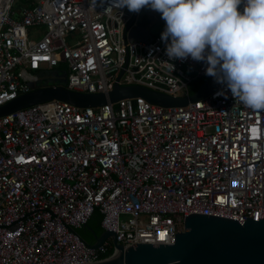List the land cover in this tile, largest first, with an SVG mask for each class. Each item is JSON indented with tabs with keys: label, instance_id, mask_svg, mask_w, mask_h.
<instances>
[{
	"label": "built area",
	"instance_id": "obj_1",
	"mask_svg": "<svg viewBox=\"0 0 264 264\" xmlns=\"http://www.w3.org/2000/svg\"><path fill=\"white\" fill-rule=\"evenodd\" d=\"M142 7L176 18L128 41ZM263 46L264 0H0V105L53 68L77 92L116 83L188 96L194 80ZM94 212L123 247L173 243L180 215L264 219V57L184 105L49 99L0 115V264L104 256L109 236L89 247L69 230Z\"/></svg>",
	"mask_w": 264,
	"mask_h": 264
},
{
	"label": "water",
	"instance_id": "obj_2",
	"mask_svg": "<svg viewBox=\"0 0 264 264\" xmlns=\"http://www.w3.org/2000/svg\"><path fill=\"white\" fill-rule=\"evenodd\" d=\"M166 15L165 9L156 8L151 11L142 7L134 25L126 31V39L149 41L166 28V23L162 22ZM128 26L129 23L125 25V29ZM260 57H264V46L207 73L195 91L183 97H173L141 85L120 86L116 83L105 94L77 92L64 87L65 71L50 69L47 72L53 78L50 77L42 86L37 82L29 83L32 88L30 91L0 105V115L49 99L84 107L97 106L106 100L114 102L124 97L141 96L148 102L162 106L184 105L188 101L204 97L246 71ZM83 227L89 229L86 224ZM69 230L89 247H96L107 236L111 238L112 245L104 256L76 264H264V219L254 221L245 217L242 224H239L232 219L216 216L180 215V231L175 234L173 243H137L124 247L115 241L111 231L102 230L89 243L77 231L71 228Z\"/></svg>",
	"mask_w": 264,
	"mask_h": 264
},
{
	"label": "trees",
	"instance_id": "obj_3",
	"mask_svg": "<svg viewBox=\"0 0 264 264\" xmlns=\"http://www.w3.org/2000/svg\"><path fill=\"white\" fill-rule=\"evenodd\" d=\"M204 80V77L194 80L188 89V93L191 94L195 91L197 86ZM86 225L89 227H81L76 229L77 233L87 242L91 243L94 240V237L101 232L99 227V215L97 212H94L91 217L86 222Z\"/></svg>",
	"mask_w": 264,
	"mask_h": 264
},
{
	"label": "rangeland",
	"instance_id": "obj_4",
	"mask_svg": "<svg viewBox=\"0 0 264 264\" xmlns=\"http://www.w3.org/2000/svg\"><path fill=\"white\" fill-rule=\"evenodd\" d=\"M19 1H21V0H16L17 3ZM175 18H176L175 15L168 13L167 16L164 17L163 22L167 23L168 25H170V24H172L174 22ZM33 30L35 31L34 34L37 33L38 35H40L42 33V31H43V28H34ZM36 38H38V36ZM64 38H65L66 41L71 42L68 35H65ZM41 67H45V65H41ZM190 86L191 85H189V87Z\"/></svg>",
	"mask_w": 264,
	"mask_h": 264
},
{
	"label": "bare ground",
	"instance_id": "obj_5",
	"mask_svg": "<svg viewBox=\"0 0 264 264\" xmlns=\"http://www.w3.org/2000/svg\"><path fill=\"white\" fill-rule=\"evenodd\" d=\"M143 42V41H142ZM124 86V85H123ZM85 107V106H84Z\"/></svg>",
	"mask_w": 264,
	"mask_h": 264
},
{
	"label": "crops",
	"instance_id": "obj_6",
	"mask_svg": "<svg viewBox=\"0 0 264 264\" xmlns=\"http://www.w3.org/2000/svg\"><path fill=\"white\" fill-rule=\"evenodd\" d=\"M162 22H163V20H162Z\"/></svg>",
	"mask_w": 264,
	"mask_h": 264
},
{
	"label": "flooded vegetation",
	"instance_id": "obj_7",
	"mask_svg": "<svg viewBox=\"0 0 264 264\" xmlns=\"http://www.w3.org/2000/svg\"><path fill=\"white\" fill-rule=\"evenodd\" d=\"M57 70V69H56Z\"/></svg>",
	"mask_w": 264,
	"mask_h": 264
}]
</instances>
